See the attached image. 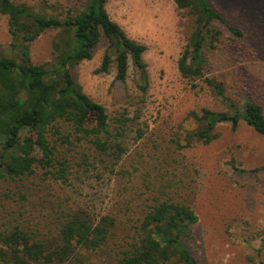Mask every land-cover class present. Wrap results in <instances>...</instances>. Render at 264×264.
I'll use <instances>...</instances> for the list:
<instances>
[{
  "label": "rangeland",
  "instance_id": "374dc122",
  "mask_svg": "<svg viewBox=\"0 0 264 264\" xmlns=\"http://www.w3.org/2000/svg\"><path fill=\"white\" fill-rule=\"evenodd\" d=\"M76 7L87 0H20ZM223 18L240 28L236 40L221 22L224 33L218 49L207 54L205 74L221 82L226 96L241 107L252 100L264 109V0H210ZM107 10L127 35L147 47V92L130 64L126 81L116 78V66L108 74L96 73L105 45L93 58L73 68L83 91L105 107L110 118L121 115L134 121L126 139L127 155L116 167L129 174L119 182L109 168L90 171L74 167L67 182L44 180L34 175L17 185H0V228L20 226L42 239L56 234L62 212L80 208L93 217L116 211L119 193L150 202L147 185L168 188L177 201L198 215L195 240L190 247L200 264H264V138L245 122L236 130L220 125V137L209 144L193 141L187 133L195 128L188 119L202 108L229 111L225 101L204 84L192 89L178 69V60L191 30V20L173 0H109ZM55 31L44 33L31 47L35 64L52 62ZM8 19L0 16V47L11 43ZM186 146V147H183ZM119 183H124L119 185ZM151 187V188H152ZM108 249H118L133 223L121 218ZM77 264H111L101 253L79 250Z\"/></svg>",
  "mask_w": 264,
  "mask_h": 264
},
{
  "label": "trees",
  "instance_id": "16d2710c",
  "mask_svg": "<svg viewBox=\"0 0 264 264\" xmlns=\"http://www.w3.org/2000/svg\"><path fill=\"white\" fill-rule=\"evenodd\" d=\"M108 1L65 7L0 0V16L7 17L12 38L7 47H0V185H17L38 174L44 180L67 182L75 166L96 170L99 162L114 177L119 175V182L129 174L116 167L127 155L126 139L134 120L124 115L110 118L72 75L73 68L91 60L104 44L96 73L108 74L115 65L116 78L126 81L132 63L140 89L147 92L149 74L143 58L147 47L112 20ZM173 1L191 20L178 60L181 76L192 89L204 84L230 108L190 112L188 119L195 128L186 135L187 145L209 144L220 137V125L236 130L241 122L264 138L263 107L249 99L237 106L221 82L205 74L207 54L218 49L224 35L214 22L225 25L236 40L243 39L242 30L230 25L210 0ZM48 31L56 32L52 62L35 64L31 47ZM126 185L116 211L93 217L80 208L64 210L53 238L42 239L20 226L0 228V264H77L79 250L107 255L111 264H200L190 251L199 219L194 209L177 201L169 186L153 189L148 184L151 200L139 202L132 194L126 196ZM122 217L133 226L118 249H108Z\"/></svg>",
  "mask_w": 264,
  "mask_h": 264
}]
</instances>
